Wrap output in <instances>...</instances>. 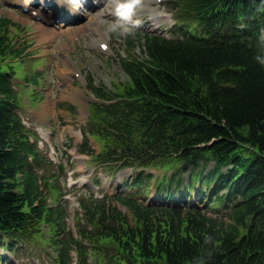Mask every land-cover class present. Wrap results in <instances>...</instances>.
<instances>
[{
	"label": "trees",
	"instance_id": "obj_1",
	"mask_svg": "<svg viewBox=\"0 0 264 264\" xmlns=\"http://www.w3.org/2000/svg\"><path fill=\"white\" fill-rule=\"evenodd\" d=\"M172 7L185 38L145 34L149 57L122 60L130 83L91 119L103 142L95 159L109 168L163 166L170 157L197 168L215 159L205 186L212 195L227 185L220 198L233 207L212 219L119 196L133 212L129 221L90 196L82 207L91 230L80 231L115 245L110 264H264V0H176ZM4 20L0 53L8 47ZM10 84L0 69V243L12 246L35 240L44 224L57 231L65 223L64 208L44 202L36 171L43 156ZM53 241L61 243L58 264H70L69 240Z\"/></svg>",
	"mask_w": 264,
	"mask_h": 264
},
{
	"label": "rangeland",
	"instance_id": "obj_2",
	"mask_svg": "<svg viewBox=\"0 0 264 264\" xmlns=\"http://www.w3.org/2000/svg\"><path fill=\"white\" fill-rule=\"evenodd\" d=\"M117 0H106V3H103V5L100 8L93 9L90 8V15L82 17L84 26L83 29L78 30L79 22L76 20L71 19L70 24L72 26H69L68 29L76 33V36H78V39H73L71 35H65L63 33L62 38L65 41V38H69L71 40V43L73 46L76 47L74 49V54L69 55L70 59L75 63L76 67L79 71L83 73V79L86 81L87 74H92V80L94 84H99L100 82H104L106 85H110L113 80H119L122 81L125 78L124 72L121 69V66L119 64L118 57L124 56L126 54H132L135 53L137 55H141L142 52L139 49V47H135L131 50H126L123 46V42L121 37L123 36V27L121 25L129 27L132 31H146L147 28L154 27L152 24L155 22L152 20V16L150 12L145 11L142 8V3H145L146 0H136V7L132 10L133 16L129 17L127 21H123L121 19L111 16H108V14L102 13L104 12L105 8H110ZM127 2V0H124ZM167 0H163L161 2H155L150 1L149 5L155 6L158 8V10L162 11L163 13L170 14V11L168 10V5L166 4ZM6 15L8 18L17 21L16 18H14V14H12L11 10L7 8V0H0V15ZM118 14V13H117ZM116 14V15H117ZM26 17H29L26 15ZM162 21H170V18L164 17L161 18ZM99 23L98 29L90 28V23ZM18 23V22H17ZM23 23V22H22ZM136 24V27L132 28V24ZM171 24V23H170ZM122 29H119V28ZM163 29V33L169 34L167 27H159V29ZM67 29V28H66ZM15 32L19 33L20 30L17 27L14 29ZM105 34L107 36H105ZM104 35V36H102ZM29 34L26 32V37H28ZM99 40V39H105L108 40L110 49L106 52L101 51L96 44L92 43V40ZM78 40V41H77ZM64 51L68 50V47L63 48ZM33 51V49H31ZM31 56H26V59L24 61H17L16 62V77L22 78L25 74V66L26 71H29L33 68ZM42 64H45L46 58L41 57L39 58ZM32 83V81H30ZM84 86V83H81ZM67 89L69 87H66L65 94H67ZM82 89V88H81ZM70 90V89H69ZM39 93L43 94L44 96H49L50 90L49 89H39ZM27 94V91H26ZM66 97V96H65ZM65 97H62L61 99L57 100L55 102L56 106L59 103L66 106V104H72L77 105L78 104V97H74V99H63ZM92 94L89 93V96L87 99L81 98L82 102V109L79 111V117H75V112H69L67 108L56 109L53 108V112H50L48 114L42 115L40 118H37L36 115H34V110H31L29 106H26L25 109L22 110V115L24 119L26 120L27 125L30 128H33L36 130L37 134H39L40 137L43 136L41 129L43 128V125L45 129H52L54 132H57L60 125L63 123L66 124V129L61 131L59 134H62L65 132L64 139L67 141L68 139H73L74 145L73 150L76 149V144L80 140V132H79V126L81 124V121L83 118H81L82 114H87V100H92ZM43 103V102H42ZM41 103V104H42ZM54 104V105H55ZM41 106V105H40ZM40 109V107H39ZM39 110H37L38 112ZM55 111V112H54ZM78 113V111H76ZM72 141V140H71ZM51 143L54 145L56 149V156L54 157V160L57 163L63 164V172L60 174V177L58 179L57 185L60 187L61 190L66 191L69 196L67 198V206H68V216H67V223L68 228L74 229V215L79 209L78 202H77V196L81 193V190L83 186L81 185L83 181H86L85 184L89 185L91 189L94 190V192L99 195L101 194L100 190L103 189L104 191H107L109 193H114L115 190H117L115 187L113 188V185H102L103 179L105 178L104 174L100 173L101 178V184L96 185L95 184V172H91L90 170H93L92 166H88L86 162V158L81 155L80 160H82V166L79 165L76 161V159H72V157L67 153V155L62 150V144L64 142H61L59 140V135L55 134L54 137L50 139V141L44 142V151L46 154L51 156ZM76 145V146H75ZM96 146V145H95ZM53 158V155H52ZM84 162V164H83ZM56 168L55 164L52 165V170ZM74 170L73 172V178L69 179L70 174L69 172L71 170ZM57 170V169H55ZM124 170L123 172H125ZM50 173V172H49ZM47 173V174H49ZM69 180V183H68ZM72 183V184H71ZM71 184V185H70ZM72 198V199H70ZM48 250H50V246H48L43 241H38L37 245L33 247V249L30 248H23L18 249L16 253L11 254V259L9 262L3 263L2 260H0V264H53V258L51 254H47ZM6 253V252H5ZM9 258V256H8ZM7 259V258H6Z\"/></svg>",
	"mask_w": 264,
	"mask_h": 264
},
{
	"label": "clouds",
	"instance_id": "obj_3",
	"mask_svg": "<svg viewBox=\"0 0 264 264\" xmlns=\"http://www.w3.org/2000/svg\"><path fill=\"white\" fill-rule=\"evenodd\" d=\"M136 7V0H127V2L122 3V4H118L117 5V13H127V14H131L132 10ZM121 27H123V31L125 33L129 32L131 29L129 27L123 26L121 25ZM132 28L136 27V24H132L131 25Z\"/></svg>",
	"mask_w": 264,
	"mask_h": 264
},
{
	"label": "bare ground",
	"instance_id": "obj_4",
	"mask_svg": "<svg viewBox=\"0 0 264 264\" xmlns=\"http://www.w3.org/2000/svg\"><path fill=\"white\" fill-rule=\"evenodd\" d=\"M145 6L146 7H149V5H148V3H145ZM114 7H116V6H114ZM114 9V8H113ZM111 12H112V10H111ZM152 14H154V13H156V15L154 16H152L153 17V19H155L156 18V16H157V11H153V12H151ZM44 32V31H43ZM46 33H50V35H54L55 33H56V30L54 31V30H52V29H46ZM46 33H44L45 34V37H48V35H46ZM104 40L103 39H101L99 42H103ZM62 63H64V62H62ZM43 110H45V112L46 111H50L51 109L49 108V106L48 107H46V109H45V107L43 108Z\"/></svg>",
	"mask_w": 264,
	"mask_h": 264
}]
</instances>
